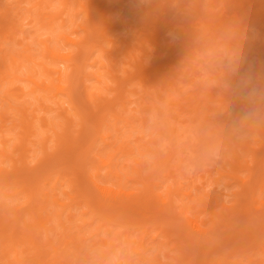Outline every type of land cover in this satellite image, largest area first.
<instances>
[{
  "label": "bare ground",
  "instance_id": "bare-ground-1",
  "mask_svg": "<svg viewBox=\"0 0 264 264\" xmlns=\"http://www.w3.org/2000/svg\"><path fill=\"white\" fill-rule=\"evenodd\" d=\"M92 1L84 0L79 5V11L85 12L87 18L85 25L75 21L74 31H83L78 39L71 38L64 31L57 33V39L73 46L74 52H60L55 46L50 45L49 36L40 39L43 58L39 62L34 59L28 48L21 53L0 49V80L9 82L21 78L29 80L33 83L34 90L41 89L47 92L54 106L50 108L56 113V119L43 115L33 116L35 120H31L29 115L32 113L24 108L20 131L16 137L17 143L12 148L3 142L0 143L1 160L3 157L13 160L16 153L18 161L23 165L28 152L35 151V145H39L42 153L46 155V147L51 139L56 146L62 145V150L65 151L79 149L84 143H88L91 136H94L95 142L100 140L107 145L103 153L90 152L88 157L84 153L74 156V159L80 160L81 163L86 160L87 168L92 167L95 170L92 173L88 171L89 169L86 171L94 189V198L91 194L81 191L78 196H69L73 204L67 205L55 193L48 202V193L41 190L42 199L38 201V207H31L24 212H20L21 210L16 206L12 208L7 206L4 198H0V239L7 240L4 249L0 250V264H75L76 259L84 254L91 260V264H108L109 260L114 261L113 264H118L113 257L118 256L116 246L120 249L122 245H127L136 255L135 264H194L193 257L188 253V247H200L202 243H209L214 238L220 241L218 243L221 244L220 246L227 247L231 246L229 239L233 240L232 243L239 244L252 242L261 224L258 226L253 221L250 212L264 209L262 194L264 176L253 182L254 164L262 165L264 171V49L258 50L257 40H253L252 45L249 46L239 39L237 32L238 25L253 21L257 17L264 18V0H226L227 3L234 2L239 6L238 14L234 11L236 17L234 22L210 14L203 0H192L191 8L196 10L195 19H198L199 25L205 26V29L199 33L198 40L204 42L205 46L213 45L212 52L216 58H219L223 52V46L216 45L217 42L209 43L206 38H217L225 42L231 48L232 57H238L239 62L230 70L217 65L199 66L198 68L204 71L203 76L197 71H192L195 76L193 83L195 90L187 95H183L184 89L180 84L184 82L183 74L188 71L185 68L187 64L185 59H187V51L195 45L196 41L190 44L194 36H187V46L182 52L176 53L170 50V46L160 41L158 30L163 27L162 22L165 19L161 17L154 19L156 14L154 8L152 12L145 11L147 20L143 19L144 15L142 17L136 10L133 15L127 13L125 19L113 20L109 16L104 17L103 14H99V20L94 21L95 14L90 11ZM124 1L114 0L111 4L112 9L121 10ZM130 1L131 4L137 5L136 9L142 8L140 0ZM172 1L166 2L170 5ZM69 3L70 0L63 2L64 6ZM5 12L6 10L0 13L2 16L0 34L8 30L13 31L14 28L11 22L4 21L7 15ZM52 20L50 19L46 24H51ZM61 23L62 26L65 25L62 18ZM140 25L153 31L140 32L137 36L143 40L139 39L137 44H126L127 60H121L123 71L119 76L117 59L109 58V61L106 59L103 61L100 58L103 56V51L108 52V48L103 44L109 39L106 31L120 27H129L132 31H136L139 30ZM161 39L166 41L164 37ZM150 40L154 41L157 58L147 69L143 57L147 50L146 42ZM95 51L100 55L95 56ZM168 51L171 53L167 56ZM23 59L38 64L42 77H34L36 74H32L26 68ZM254 59H259L260 67L250 68V71L257 72V81L263 92L262 90L256 92L252 87L253 79L245 76L244 73L249 61ZM58 63L62 65V69L58 67ZM86 64L96 67L88 75L102 87L94 86L93 90H86L78 104L70 91L71 84L65 87L62 81L65 76L70 83L73 71L82 70ZM108 76L116 82L115 106L106 104L103 106L104 109H99L101 112L92 113L88 111L92 101H105L103 88L108 85L105 82ZM224 79H229L230 88L223 86ZM142 89L149 97L142 98L138 107H132L131 103L134 101L131 98L138 97ZM62 92L67 98V107L64 106V101L58 100ZM10 96L18 98V93L11 92ZM80 104L83 107L81 109ZM117 105L123 111L117 109ZM222 108H225L226 112L221 119L214 117L207 121V118L203 119L200 116L204 109L213 110V114H216ZM72 110L74 112H71ZM72 114L77 116L80 123L76 129H73ZM184 117H187L186 122ZM201 118L206 123V134L211 138L210 140L202 139L201 133L198 132L196 122ZM110 119L113 120L114 126L118 121H122L131 132L138 129L140 133L148 130V141L143 140V136L133 138L129 133L112 137L104 129V126H110L107 121ZM37 122L41 131L36 127ZM185 131L189 135L187 145L183 143L186 138L183 134ZM74 132L75 136L72 134ZM186 150L198 153V158L191 162L190 166L201 167L203 164L204 175H213L214 182L219 183L225 178L227 186H231L229 180L239 183V188L230 192L233 196L231 206L211 193L193 194L184 190L180 184L166 183L165 193H160L154 188L157 185L155 179L159 178L160 174L171 180L177 179L178 176L186 178L182 170L183 154ZM215 154L220 160L214 158ZM247 154L250 155L248 159ZM145 156L152 159L150 167ZM248 163H252V166ZM23 169V167L16 168L14 175H8L3 168H0V174L3 176L0 180V197L19 193L23 188L11 187L9 183L24 180L29 185L31 198L35 186L33 187L28 180V173H21ZM245 169L249 172L247 179L239 174V171ZM154 172H157L156 176L153 175ZM129 181H135L137 185L130 186ZM4 186L12 192H5ZM179 194L186 197L191 204L186 206L184 202L172 199L174 195ZM51 202L58 207L54 216L48 212L50 211L48 205ZM74 206L83 207V213L87 215L81 223L76 222V213L72 212ZM195 208L205 213L206 217L204 216L203 220L193 219L189 215V211H194ZM64 211H67L65 216H63ZM123 211L132 212L130 218L143 216L146 212L153 217L151 222L140 220L141 225L136 229L140 231V241L134 237L132 225L119 218L118 215ZM174 211L182 215L190 232H179L178 237L181 241L174 242L180 244L177 253L164 255L165 258L174 260L171 262L164 261L159 256V252L161 247L173 237V232L169 234L162 222ZM157 215L163 217L158 218ZM154 224L160 225L159 232L163 239L159 242L156 252L150 256L146 253L152 250V247L148 245L146 238L149 230L156 227ZM120 227L125 230L114 232ZM38 233L44 235L41 243L37 240ZM122 233H124L123 239ZM93 237L94 241L88 244L87 240ZM25 243H28L33 250L32 260L25 257L26 253L22 248H18ZM86 247H91V250H86ZM210 250L217 255V258H211L205 251L200 260L201 264L230 263L225 254L227 250H222L217 245ZM259 250L263 257L261 261L257 263L248 255L247 264H264V245L259 246ZM2 258H5L4 263H1ZM209 260L212 263H209ZM231 263L237 264L236 261Z\"/></svg>",
  "mask_w": 264,
  "mask_h": 264
},
{
  "label": "rangeland",
  "instance_id": "rangeland-1",
  "mask_svg": "<svg viewBox=\"0 0 264 264\" xmlns=\"http://www.w3.org/2000/svg\"><path fill=\"white\" fill-rule=\"evenodd\" d=\"M71 3L64 6V0H0V13L6 10V16L4 18L5 22H11L14 26L13 31H7L0 34V49H10L13 52H24L25 49H29L33 54V57L36 61H42V53L43 46L40 43V39L45 37H50V45L55 46L60 52H74V47L66 44L62 40L57 39V33L60 31H64L69 34L71 38H79V35L83 33V31L75 32V21L83 23L85 25L86 13L81 12L79 5L84 2V0H70ZM114 0H93L90 4V11L94 16L93 20H99V14H103L104 17L109 16L113 20L125 19V15L127 13L134 14L137 10L143 17L145 11L150 10L153 11V8L156 10V14L154 19H158L159 17L165 19L162 24L163 27L158 31L160 32V41L170 46L171 51H176V53L182 52L183 49L187 46L188 42L186 41V37L194 36L193 41H190L192 44L194 41L195 45H192L186 54L185 68L188 69L186 73L183 74L184 82L180 84V86L184 89L183 95H187L191 92H194L195 86L193 83L195 82V76L192 71H197L203 76L204 71L199 66L210 67L211 65H217L219 67H223L226 70L232 69L234 65L239 62L238 57H232L231 48L227 46L225 42L219 41L216 39L206 38L209 43L217 42L216 45L223 46V52L220 54L219 58L212 52V46H205L204 42L198 40L199 33L205 29L204 25L198 24V19L196 18V11L194 8H191L192 0H173L170 5L166 2L167 0H140V4L142 8L136 9L137 5L131 4L130 0H125L123 2V8L119 11L112 9L111 4ZM205 6L209 8V13L217 15L218 17L222 16L224 19H228L231 22H234L236 17L234 16V11H239V6L237 3L231 2L227 3L226 0H203ZM74 2V3H73ZM3 3L5 5L3 6ZM174 3V4H173ZM210 4V6H209ZM110 9V10H109ZM99 11V12H98ZM5 15V14H4ZM143 17L146 20L148 16ZM153 15V14H152ZM102 16V17H103ZM2 17V16H0ZM239 17V16H238ZM61 18L65 21V25H61ZM6 19V20H5ZM50 19H53L51 24L47 25L46 22ZM73 20L74 22H72ZM167 20V21H166ZM10 24V25H11ZM239 31L237 32V36L240 40L247 43L249 46L252 45L253 40H257L258 50L264 49V18L257 17L253 21H249L243 24L238 25ZM153 30H149L140 25L139 30L132 31L129 27L126 28H118L112 29L110 31H106L108 33V40L103 44L108 48V52L103 51V56L100 57L103 61L108 60L109 58L113 60L117 59V67L120 69L118 73L119 76L122 75V63L121 60H127L126 53V44H137L140 38L137 35L140 32H152ZM155 32V31H154ZM141 36V35H139ZM161 37H164L166 41H163ZM222 39V38H221ZM147 50L145 53L144 62L146 63L145 67L147 69L150 68V65L156 60L157 53L155 52L154 41L150 40L146 42ZM257 50V51H258ZM168 51L167 56L171 53ZM256 49L254 50V52ZM99 52L95 51L94 55L98 56ZM100 55V54H99ZM23 64L26 68L33 74L34 77L41 78L40 67L33 61H29L23 59ZM125 65H123L124 67ZM127 66V64H126ZM125 66V67H126ZM59 68H63L60 63H58ZM260 67L259 59H254L249 61L247 67H245L244 73L245 76L251 77L253 79V89L256 92H260L262 90L261 85L258 83V74L257 72L250 71V68L258 69ZM96 67H92L89 64H86L81 70H74L72 74V80L68 83V79L63 76L62 85L65 87L68 84L72 95L74 96L75 101L78 102L82 98V94L86 90H93L94 86H101L96 83V81L89 76V72L95 70ZM253 72V73H252ZM254 74V75H253ZM47 82L46 79H44ZM108 84L106 88H103V97L105 101H92L90 107H88V111L92 113H97L100 111L99 109H104L103 106L106 104L115 106V88L116 82L110 76H108L105 80ZM209 82V80H208ZM223 86L226 88H230L229 79L223 80ZM109 87V88H108ZM18 93V98H12L10 93ZM263 92V90H262ZM60 101H64V106L67 107L68 103L66 96L62 93L59 94ZM130 97V96H129ZM149 96L146 95L144 90L142 89L139 92L138 97H132L131 99L134 103H131L132 107H138L139 101L142 98L147 99ZM59 101V102H60ZM254 103V102H253ZM263 104H264V92H263ZM54 107L53 102L50 96L46 91L37 89L34 90V85L29 80L24 78L14 80L13 82H9L7 80H0V143H5L9 148H12L14 144L17 143V134L20 131L21 121L23 117V109L27 108L32 114L29 115V119L35 120L33 116H48L49 118L56 119V113L50 108ZM80 109L81 104L79 105ZM264 106V105H263ZM44 107V109H42ZM117 109L123 111L121 107L116 106ZM87 111V110H86ZM27 112V111H26ZM71 112H74L73 110ZM101 112V111H100ZM226 109H220L216 114H213L214 111H209L204 109V112L200 114V116L207 118V121H210L214 117H219L221 119L225 115ZM138 114V113H137ZM32 116V118H31ZM109 115L107 118L109 119ZM73 119V129H76L79 125V120L76 115L72 114ZM187 117H184V122H186ZM110 126H104V129L107 133L112 135V137L116 135H121V133H129L131 137L143 136L142 139L148 141V130L144 132H139L138 130L130 131L122 121H118L115 126L113 125V120H107ZM80 124V123H79ZM90 125V123H88ZM198 132L201 133L202 139H211L206 134V123L202 118L197 122ZM36 127L38 131H41L40 126L37 122ZM89 127V126H88ZM116 129H115V128ZM204 127V128H202ZM185 129V128H184ZM75 136V132L72 133ZM186 138L184 139V144H188L189 135L187 131H185ZM75 141V140H74ZM72 141V142H74ZM62 146V145H61ZM60 145L56 146L52 139L48 142L46 147L47 154L44 155L42 153V148L39 145H35V151H29L28 157L25 159L24 164L22 165L18 159L17 154H14V159L10 160L9 157H3L1 160L0 156V168L4 169V172L8 173V175H14V170L16 168L23 167V172L28 173V180L33 184L34 192L31 193L30 198V189L28 188V183L24 180H16L12 183H9V186L16 187L20 189V192L17 194H10L8 196L1 195L0 198H4L7 203V206L14 207L16 206L21 211L31 207H38V201H41L42 194L41 190H44L48 193V202L51 201V196L55 193L57 197L61 199V201L72 205L71 197L78 196V194L83 191L87 194H91L94 198L95 193L94 189L87 177L86 171H90L92 173L95 171L92 167L87 168V161L80 162V160L74 159V156L83 155V153L88 157L90 152L92 153H103L107 149V145L98 140L95 142L94 136H91L88 143H84L82 147L79 149H74L72 151L62 150ZM81 152V153H80ZM80 153V154H79ZM85 156V157H86ZM148 159V166L152 164V159L149 156H145ZM250 157L249 154L246 155L248 159ZM198 158V153L195 151L186 152L183 154L184 165H182V170L184 171V177L178 176L177 179L171 180L166 179L162 174H160L159 178L155 179V183L157 185L154 188L160 192L165 193V184H180L183 186L184 190H188L191 193H211L218 197L220 200L225 201V203L231 206L233 202V196L230 194L232 190H236L239 188V183L234 180H229L231 186H227L225 184V178L222 179L219 183H216L212 180L213 175H204L203 173V164L201 167H191L190 163ZM214 158L220 160L217 154L214 155ZM75 161V162H74ZM249 166H252V163H248ZM50 165H52L50 167ZM174 169V168H173ZM263 166L259 163H255L253 166L254 176L253 182L257 179H260L264 175ZM26 171V172H24ZM175 173H177L174 170ZM103 174V173H102ZM239 174L244 178L249 177V172L247 169L239 171ZM154 176L157 175V172L153 173ZM17 176V175H15ZM2 175L0 174V180L2 179ZM157 182H160L157 183ZM128 185L136 186L137 183L135 181H129ZM7 186H4V191L7 193H11L12 191L6 189ZM264 195V191L262 192ZM173 200L177 202H184L186 206L191 203L186 197L182 195H174L172 197ZM47 202V203H48ZM48 209L52 216H54L55 212L58 211V207H56L52 202L48 205ZM72 212L76 213V222L81 223L82 219L86 218L87 215L83 213V207H73ZM264 209H259L257 211L250 212L253 221L260 226L255 239L252 242H247L245 244H239L237 242L232 243V239H229V243H231L230 247L226 245L220 246L218 244L220 241H216V239H211L209 243H202L201 246H193L188 249V253L193 257L192 261L194 264H201L200 260L202 258V254L207 251L211 258L216 259L217 255L211 252L210 248L214 245L219 246L222 250H227L225 253L230 261L229 264H233L231 262H237V264H247L248 255L254 259L257 263L261 261L263 258L261 256L259 246L264 245ZM65 212L63 216H65ZM142 213V212H140ZM145 213V211H143ZM146 212L143 216H137L135 218H130L132 212L123 211L121 215H118L121 220H125L132 225L133 235L134 237L140 241V231L136 230L137 226L141 225L140 220L143 219L145 222H151L153 217H150V213ZM189 215L193 219L203 220L205 213L198 209H194V211H189ZM158 218H162L160 215H157ZM206 217V216H205ZM4 221V218H2ZM164 228L169 233L173 232V237H171L170 241L163 247L159 252V256L164 261L174 262L171 258H165V254L171 255L173 253H177V249L180 246L179 243L175 244L174 242L181 241V238L178 237L179 232L188 233L190 232L188 226L182 217V215L178 211H174L172 215L167 216L163 219ZM156 227L149 230L148 236L146 238V242H148L149 246L152 247V250L148 251L147 255H153L156 252V248L159 246V242L162 241L163 236L159 232L160 225L154 224ZM57 228L56 226H53ZM125 230L124 228H118L114 230V232ZM160 233V234H159ZM175 234V235H174ZM124 233L121 234V238H124ZM43 233L37 234V240L42 242ZM94 237L87 240L88 244H91L94 241ZM6 239H0V250L4 249V245L6 244ZM233 245V246H232ZM19 249L26 253L25 257L29 260H32L34 257V253L32 248L29 247L28 243L25 245H19ZM228 248V249H227ZM91 250L86 247V250ZM88 250V251H89ZM210 250V253H209ZM116 251L118 256H114L113 260H115L118 264H135L136 255L133 254L127 245H122L120 249ZM197 251V252H196ZM209 257V258H210ZM11 258V257H10ZM1 263L5 262V258H2ZM114 261L109 260L108 264H113ZM209 263H212L209 260ZM75 264H91V260L87 259L85 254L80 258L76 259Z\"/></svg>",
  "mask_w": 264,
  "mask_h": 264
}]
</instances>
